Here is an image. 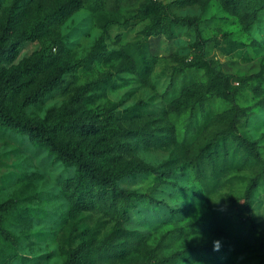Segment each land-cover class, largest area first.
Wrapping results in <instances>:
<instances>
[{
  "label": "rangeland",
  "instance_id": "obj_1",
  "mask_svg": "<svg viewBox=\"0 0 264 264\" xmlns=\"http://www.w3.org/2000/svg\"><path fill=\"white\" fill-rule=\"evenodd\" d=\"M56 1L0 0V28L14 14L15 34L23 39L7 68L31 62L37 53L75 64L63 85L26 113L44 118L80 86L97 81L85 93L87 111L127 129L171 131L175 138L172 145L149 146L135 136H109L108 144L117 146L111 153L152 165L169 161L176 171L118 180L139 194L127 218L101 203L79 207L65 186L75 167L0 124V264H64L65 249L92 232L102 239L116 224L129 247L122 255L98 258L100 264H264V169L231 137L212 143L230 104L214 95L194 109L172 107L186 87L206 86L207 67L190 65L204 55L208 66L234 76L237 102L249 107L240 130L264 156V9L250 21L224 0H160L170 13L197 19L202 52L195 27L148 34L151 19L141 11L146 0H101L100 7L86 0L53 30L25 39L36 6ZM92 51L99 57L89 62ZM102 52L112 53L106 58ZM32 86H23L16 102ZM257 174L262 176L245 209L246 188ZM217 240L220 249L214 251Z\"/></svg>",
  "mask_w": 264,
  "mask_h": 264
},
{
  "label": "trees",
  "instance_id": "obj_2",
  "mask_svg": "<svg viewBox=\"0 0 264 264\" xmlns=\"http://www.w3.org/2000/svg\"><path fill=\"white\" fill-rule=\"evenodd\" d=\"M86 0H58L49 7L38 4L33 11V22L25 39H36L45 31H50L67 20L81 9ZM98 7L101 0H91ZM190 3L191 0H181ZM226 8L233 13H244L250 21H255L259 11L264 9V0H224ZM142 13L151 19L147 27L148 34H155L163 27L189 26L197 31V42L202 52L204 43L198 28L197 19L189 16H178L170 13L168 5L160 0H146ZM10 14L0 28V124L16 132L26 134L38 146L47 148L56 160L75 167V175L65 181L71 190L75 203L79 207L90 209L101 203L116 211L124 218L134 207L133 200L139 194L135 190L118 185V180L126 176L144 173L164 174L175 173L169 161L152 165L140 159H122L121 155L113 154L117 146L109 145V136H135L149 146L175 144L174 134L167 131L160 135L148 128H125L102 118L100 114L91 113L83 107L85 93L98 85L97 81L80 86L70 101L61 109L50 110L44 117L29 116L26 108L41 102L45 96L60 88L64 83L65 74L75 66L70 63H57L55 57L37 53L33 61L7 68L17 56L22 38L15 34V17ZM112 52L100 55L109 58ZM96 56L92 51L86 58L93 61ZM204 55L190 62L191 66L207 67L209 79L205 87L188 86L175 101L173 110L181 112L202 106L211 96H217L230 104V108L221 118L225 126L216 133L212 143L217 145L227 137L235 140L264 169V156L256 140L248 138L240 125L248 117L249 107H242L237 102L239 86L234 76L226 74L212 66H208ZM33 84L30 91L18 102L15 98L23 86ZM216 148V147H214ZM167 166V169H162ZM262 174L255 175L249 182L244 196V208L248 209L253 192L258 186ZM125 230L119 224L102 239L97 240L94 232L88 234L75 247L64 250V264H100L98 258L108 255H122L129 245ZM176 255V254H175ZM96 256V257H95ZM145 264H155L147 262Z\"/></svg>",
  "mask_w": 264,
  "mask_h": 264
},
{
  "label": "clouds",
  "instance_id": "obj_3",
  "mask_svg": "<svg viewBox=\"0 0 264 264\" xmlns=\"http://www.w3.org/2000/svg\"><path fill=\"white\" fill-rule=\"evenodd\" d=\"M219 249H220V241L219 240L214 241L213 250L214 251H219Z\"/></svg>",
  "mask_w": 264,
  "mask_h": 264
}]
</instances>
